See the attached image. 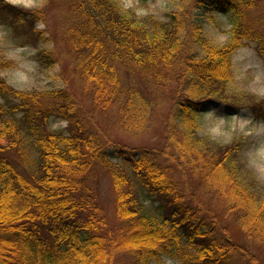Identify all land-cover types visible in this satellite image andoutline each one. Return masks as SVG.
<instances>
[{
	"label": "trees",
	"instance_id": "obj_1",
	"mask_svg": "<svg viewBox=\"0 0 264 264\" xmlns=\"http://www.w3.org/2000/svg\"><path fill=\"white\" fill-rule=\"evenodd\" d=\"M174 1L158 19L118 0H64V50L38 58L46 67L73 58L91 96L88 113L65 89L20 90L0 76V264H114L121 254L126 264H258L247 244L264 246V189L244 173L242 140L216 144L199 133L205 102L240 103L229 88L236 50L255 43L264 66V29L250 13L257 2ZM209 7L230 20L222 45L195 21ZM8 64L0 56V69ZM166 100L163 147L115 150L114 160L93 116L115 108L119 125L139 132ZM51 119L66 120L65 130L52 129ZM94 163L111 178L113 223L87 184ZM224 216L247 244L232 239Z\"/></svg>",
	"mask_w": 264,
	"mask_h": 264
},
{
	"label": "rangeland",
	"instance_id": "obj_2",
	"mask_svg": "<svg viewBox=\"0 0 264 264\" xmlns=\"http://www.w3.org/2000/svg\"><path fill=\"white\" fill-rule=\"evenodd\" d=\"M118 2L123 8L132 9L140 17L152 15L158 19H165L166 13L176 7L174 0H118ZM256 2L257 6L250 13L264 29V0ZM65 4L64 0H0V23L9 27V38L15 45L34 52L27 58L34 60L37 66L35 70L30 71L26 66L27 60L17 58L11 61L6 54L5 46L0 43V56L9 60L8 67L0 69V76L8 86L15 89H65L84 104V109L88 113L92 110L91 96L85 92L82 80L73 72V58L62 55L60 61L47 67L42 65L38 58L40 50L46 52L54 49L58 53L64 50L61 29L67 20ZM211 7L198 9L195 12V21L212 43L222 45L228 38L227 32L231 23L227 15L213 11ZM12 23L16 24L13 28ZM117 68L124 82V69L120 64ZM8 71L14 73L15 83L8 82L9 78L4 75ZM232 75L230 92L238 97L240 103L233 107L214 99L205 102L201 107L199 133L208 136L216 144H227L236 138L241 139L239 155L244 161L243 167L246 171L244 173L253 186L261 190L264 189V116H261L264 111V66L255 49V43L248 42L236 50L232 58ZM129 78L128 76L127 79ZM246 96L250 98V104ZM170 104L166 100L160 107L155 108L150 126L139 132L125 131L117 121L115 108L108 112L96 113L93 121L100 129L101 135L110 140L106 146L107 153L113 155L114 160H118L114 157L115 150L123 149L134 155H138L143 148L159 151L165 141L164 125ZM250 106H253L261 117L254 114ZM66 126L67 121L64 119L50 121L52 129L65 130ZM12 160L22 172H25L17 157H13ZM87 184L96 193L105 215L113 223L114 193L107 170L101 164L94 163L87 176ZM199 194L200 192L198 196ZM145 203L151 206V199L145 198ZM153 204H156V201ZM223 221L234 241L247 244L232 216H224ZM247 245L258 259V264H264V246L256 243ZM129 259L130 256L127 254H121L115 258L114 264H126ZM166 264L178 263L168 259ZM236 264L251 263L247 259L238 258Z\"/></svg>",
	"mask_w": 264,
	"mask_h": 264
},
{
	"label": "clouds",
	"instance_id": "obj_3",
	"mask_svg": "<svg viewBox=\"0 0 264 264\" xmlns=\"http://www.w3.org/2000/svg\"><path fill=\"white\" fill-rule=\"evenodd\" d=\"M0 43L5 46L6 54L11 61H15L17 58H23L28 61L26 66L30 71L37 68L36 62L27 58V56L32 55L34 52L28 51L26 47L15 45L9 38V27L4 23H0ZM4 75L9 78V83H15L13 72L8 71Z\"/></svg>",
	"mask_w": 264,
	"mask_h": 264
}]
</instances>
